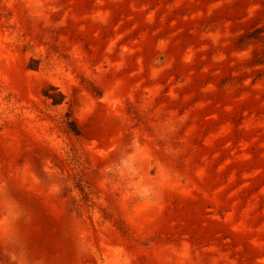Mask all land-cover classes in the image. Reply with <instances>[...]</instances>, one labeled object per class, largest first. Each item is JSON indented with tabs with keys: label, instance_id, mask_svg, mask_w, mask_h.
<instances>
[{
	"label": "rangeland",
	"instance_id": "374dc122",
	"mask_svg": "<svg viewBox=\"0 0 264 264\" xmlns=\"http://www.w3.org/2000/svg\"><path fill=\"white\" fill-rule=\"evenodd\" d=\"M0 264H264V0H0Z\"/></svg>",
	"mask_w": 264,
	"mask_h": 264
},
{
	"label": "trees",
	"instance_id": "16d2710c",
	"mask_svg": "<svg viewBox=\"0 0 264 264\" xmlns=\"http://www.w3.org/2000/svg\"><path fill=\"white\" fill-rule=\"evenodd\" d=\"M46 96L53 101V104L54 105H60V104H62L63 101H64V99H65V96L63 94H61L60 97H58V98L57 97H54L53 95H50L48 93L46 94ZM69 126H70V130L74 134H76V135L79 134L78 131H77V129L74 127L73 123L69 122Z\"/></svg>",
	"mask_w": 264,
	"mask_h": 264
}]
</instances>
